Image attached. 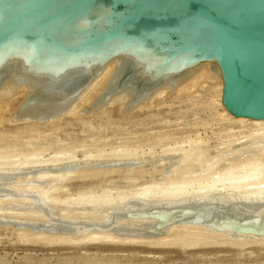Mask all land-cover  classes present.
Instances as JSON below:
<instances>
[{"label":"rangeland","instance_id":"374dc122","mask_svg":"<svg viewBox=\"0 0 264 264\" xmlns=\"http://www.w3.org/2000/svg\"><path fill=\"white\" fill-rule=\"evenodd\" d=\"M102 83L52 118L18 116L27 91L0 100V168L16 170L0 175V264H264V195L242 185L186 205L85 203L174 182L222 188L247 161L264 168V135L222 112L211 72L134 110L121 102L91 109ZM44 190L59 200L53 208L38 201Z\"/></svg>","mask_w":264,"mask_h":264},{"label":"water","instance_id":"95a60500","mask_svg":"<svg viewBox=\"0 0 264 264\" xmlns=\"http://www.w3.org/2000/svg\"><path fill=\"white\" fill-rule=\"evenodd\" d=\"M112 58L106 104L207 61L227 113L264 119V0H0V83L24 84L22 105L72 100Z\"/></svg>","mask_w":264,"mask_h":264},{"label":"bare ground","instance_id":"6f19581e","mask_svg":"<svg viewBox=\"0 0 264 264\" xmlns=\"http://www.w3.org/2000/svg\"><path fill=\"white\" fill-rule=\"evenodd\" d=\"M113 67H114V59L112 58V59H110L109 61H107L106 62V64L100 69V71L96 74V75H94V76H92L91 78H90V80L87 82V84L79 91V93L72 99V100H70V101H68V102H66V103H63V104H42V103H33V104H29V105H20V107H19V111H18V116H20L21 118H31V117H43V116H45V117H48V118H52V117H55L56 115H58L59 113H66V112H68L71 108H73V105H75V103H77L79 100L78 99H80V98H82V96L84 95V94H86V92H88L89 90H92V88L94 87L95 88V84H97L99 81H103V83H102V89H101V91H103V88H104V85L106 84V82L108 81V79H109V77H110V75H111V73H112V70H113ZM203 72H207V73H209V72H211V70H210V68H209V66H208V63H207V61H204V62H200V63H198V64H196V65H194V66H192L191 67V73L190 74H187V75H183V76H181V77H178L177 79H175L174 80V83H175V85L174 86H172V85H170L168 82H164L163 84H161V85H159V86H157L154 90H151V91H149L148 92V94L146 95V97L145 98H143V99H141L140 100V102H139V104L137 105V107H140V106H145V104L147 105L148 104V102L151 100V99H153L154 97H156V96H158V95H164V94H162L163 92H165V91H171V92H176V91H178L179 89H181V87L186 83V82H188V81H190V80H192L194 77H196V76H198L200 73H203ZM212 73V72H211ZM213 74V73H212ZM215 77H217L218 79H219V84H218V90H219V93H218V98H219V102H218V104L222 107V112H225V114L226 115H228V117L233 121V122H235L236 124H237V126H241V127H245V128H247V129H249L250 130V132H254V134L253 135H258V134H260L258 137H260L261 135L263 136L264 135V119H258V120H254V119H249V118H242V117H233L232 115H230L229 113H227V111L223 108V106H222V104H221V102H220V96H221V78L220 77H218V76H216L215 75ZM100 84V83H99ZM98 84V85H99ZM193 85V84H192ZM93 86V87H92ZM97 87V86H96ZM190 88V87H189ZM188 88V89H189ZM20 91H22V92H25L26 93V91H27V88H26V86L24 85V84H15L14 83V81H13V77H10L8 80H6V81H2L1 83H0V100H7V99H9L10 100V98H11V96L13 95V96H15V95H18L19 93H20ZM19 92V93H18ZM90 92V91H89ZM94 92H95V90H94ZM16 93V94H15ZM18 93V94H17ZM29 93V92H28ZM28 93H26V95H25V97H24V100H25V98H26V96L28 95ZM179 93V92H178ZM181 93V92H180ZM101 94V92L98 94V98L96 99H94L93 100V102L90 104L91 106H90V108L91 109H97V108H100V107H103V108H105V106L104 105H106V100H103V97L102 96H99ZM87 95H89V94H86V96ZM12 96V97H13ZM160 97H162V96H160ZM85 98V97H84ZM109 103H111V102H121V103H123L124 105V109H125V103H126V99H127V94L123 91V90H121V91H118V92H115V93H112L110 96H109ZM158 99V98H157ZM23 100V101H24ZM78 100V101H77ZM96 100V101H95ZM83 101V100H82ZM95 101V102H94ZM109 103H107V104H109ZM151 104V103H150ZM150 104L148 105V106H150ZM77 105V104H76ZM75 105V106H76ZM143 106V107H144ZM147 106V107H148ZM102 108V109H103ZM141 109H143V108H141ZM126 110V109H125ZM134 110V109H133ZM17 112V111H16ZM129 112V111H128ZM61 116V115H60ZM33 117V118H34ZM44 117V118H45ZM228 119V118H227ZM229 119V120H230ZM33 120V119H32ZM247 134H248V132H247ZM249 137H250V134H249ZM255 138H256V136H255ZM263 138V137H262ZM257 139V138H256ZM259 139V138H258ZM263 140H264V138H263ZM263 143V142H262ZM243 144V143H242ZM259 144V143H258ZM250 148V147H249ZM255 148V147H254ZM252 150V149H251ZM128 152V151H127ZM255 152V151H254ZM125 156V155H124ZM123 156V157H124ZM91 158V157H90ZM120 158V157H119ZM125 158V157H124ZM198 158V157H197ZM2 159V158H1ZM183 159V158H182ZM195 159H196V157H195ZM194 159V160H195ZM119 160V159H118ZM123 160V159H122ZM179 160V159H178ZM189 160V159H188ZM105 161V160H104ZM185 161H187V160H185ZM184 161V162H185ZM49 162V161H48ZM51 162V161H50ZM93 162V161H92ZM180 163H181V161H179ZM192 162V161H191ZM183 163V162H182ZM188 163V162H187ZM187 163H185V164H187ZM1 164V163H0ZM11 164V163H10ZM13 164V163H12ZM16 164V163H15ZM91 164V163H90ZM98 164V163H97ZM178 164V163H177ZM184 163H183V165H185ZM262 162H260V161H257V160H250V161H247L246 163H244L243 165H241L240 166V169L237 171L238 172V176L239 177H237L238 179L236 180V179H234L235 181H233V180H231V182H228V179H227V185L225 186L224 185V187H223V183L225 184V182H223V183H221L222 184V188H215L213 185H209V186H204L203 185V187L202 188H199L198 190H193L192 189V191H185V189H184V187L183 186H181L180 184L182 183H180V182H174V183H176V184H172L171 183V185H169V186H167V183H166V186H164L163 188H161V189H159V190H155L154 188L152 189V188H148V187H145V188H143V189H141V190H139L138 191V189H137V191L135 192V193H133L132 195H131V190L133 189V188H131V190H129L130 191V196H126L125 194H128V193H125V194H121L120 196H118V197H115V198H106L105 197V199H94L93 197H88V199L87 200H85V203L86 202H89L90 203V205H92V208H93V206H97V208H98V206H101L102 205V207L104 208L106 205V207L108 208V209H115V208H119L120 206H124L125 204L124 203H127V202H124V201H127L128 200V202H129V200L131 201V200H137V203L139 202V203H143V204H145V203H147V204H149V203H151V202H155V201H160V203H162V204H171V203H175V204H182V203H184V205H186V204H190V203H198V202H203V201H207V200H211V197H212V195H214V193H216V192H222L221 194H223L224 192H225V190H226V192H227V190L229 189V190H231V188H232V190L231 191H233L234 192V190H233V185H238L239 187L242 185L243 187H244V189L242 188V186H241V188H237L238 190H239V192L240 191H242L241 189H243V190H250L251 191V193H252V191L254 192V193H252L253 195L255 194V196L258 194H260V195H264V183L263 184H261V182H264V168L263 167H261L262 166ZM14 165V164H13ZM50 165V164H49ZM62 165H64V163L62 164ZM62 165H60V168H61V166ZM67 165V164H66ZM73 164H71L70 166H71V168H73V166H72ZM179 165V164H178ZM177 165V166H178ZM24 166H26V165H24ZM65 166V165H64ZM68 166V165H67ZM66 166V167H67ZM63 167V166H62ZM180 167H183L184 168V166H182V165H180L179 166V168ZM59 167H57V169L59 170L60 169ZM68 168V167H67ZM75 168V167H74ZM174 168V167H173ZM178 168V170L180 171V169H182V168H180L179 169ZM186 168V167H185ZM2 169H5V170H2ZM56 169V168H55ZM63 169V168H62ZM60 170V171H63V170ZM78 169V168H77ZM189 169V168H188ZM198 169V168H197ZM8 170V172H16V170H14V168H0V175L1 176H4V175H2V172H6ZM14 170V171H13ZM65 170V169H64ZM70 170V169H69ZM176 170H177V168H176ZM177 170V171H178ZM184 170V169H183ZM57 171V170H56ZM59 171V172H60ZM185 171V170H184ZM232 171V173H233V170H232V168H230V167H228L227 169L225 168V171H224V174H223V176L225 175V174H227L228 175V172L230 173ZM166 172V171H165ZM172 172V171H171ZM176 172V171H175ZM174 172V173H175ZM181 172V171H180ZM194 172V171H193ZM48 173V172H47ZM183 173V172H182ZM8 174V173H7ZM10 174V173H9ZM16 174H18V173H16ZM22 174V173H21ZM20 174V175H21ZM42 174H44V173H42ZM46 174V173H45ZM51 174V173H50ZM62 174V173H61ZM98 174V173H97ZM96 174V175H97ZM54 175V174H53ZM52 175V176H53ZM56 175V174H55ZM54 175V176H55ZM0 176V177H1ZM14 176H16V175H14ZM43 176H45V175H40L39 174V177H43ZM50 176V175H49ZM60 176V175H59ZM250 177V176H254L253 178H251L250 177V179H251V183H250V179H249V183H247V180H243L245 177ZM9 177V176H8ZM19 177V176H18ZM63 177V176H62ZM229 177V176H228ZM10 178V177H9ZM48 178V177H47ZM47 178H43L44 179V181L46 182V180H47ZM55 178H56V176H55ZM59 178V177H58ZM14 179V178H13ZM57 179V178H56ZM232 179V178H231ZM50 180H52V178H50L49 179V182H50ZM58 180V179H57ZM62 180V179H61ZM54 181V180H53ZM52 181V182H53ZM56 181V180H55ZM229 181H230V178H229ZM246 181V182H245ZM42 182V181H41ZM59 182H60V180H59ZM58 182V183H59ZM22 183V182H21ZM44 183V182H43ZM54 183V182H53ZM53 183H51V184H53ZM56 183V182H55ZM180 183V184H179ZM190 183V182H189ZM206 183H209L208 181L206 182ZM211 183V182H210ZM213 183V182H212ZM211 183V184H212ZM215 183V182H214ZM213 183V184H214ZM49 183H47L46 185H48ZM216 184V183H215ZM220 184V185H221ZM41 185V184H40ZM42 185H45V184H42ZM45 185V187H47ZM165 185V184H164ZM183 185V184H182ZM39 186V185H38ZM151 186H152V184H151ZM158 186V185H157ZM202 186V185H201ZM200 186V187H201ZM248 186H252L251 188L253 189H251L250 187H248ZM40 187H42V186H40ZM153 187V186H152ZM160 187V186H159ZM187 187V186H186ZM48 188V187H47ZM55 188V187H54ZM188 188V187H187ZM224 188V189H223ZM33 189V188H32ZM39 189V188H38ZM229 190H228V193H230L229 192ZM30 191V190H29ZM40 191H43V189L42 190H40ZM39 191V192H40ZM55 191V190H54ZM38 192V191H37ZM48 192V191H47ZM47 192H45V190H44V192H42L40 195H38L39 197H37L38 198V201H40V204H42V206L43 205H46V206H51L52 208H53V206H55V205H57L58 203H59V200H58V203L57 204H53V203H55V202H53L51 199H49L50 197L47 195ZM133 192V191H132ZM247 191H245V193H246ZM228 193H226L227 195H228ZM232 193V192H231ZM250 193V194H251ZM36 194V193H35ZM49 194V193H48ZM91 194V193H90ZM232 194H234V193H232ZM236 194H238V193H236ZM244 193L242 192V196H244L243 195ZM33 195V194H32ZM95 195V194H94ZM230 195V194H229ZM241 195V193H239V195H237L238 197H241L240 196ZM247 195H248V193H247ZM253 195H251V196H253ZM254 196V197H255ZM52 197V196H51ZM56 197V196H55ZM54 197V198H55ZM81 197V196H80ZM107 197H108V195H107ZM247 197V196H246ZM258 197V196H257ZM248 198V197H247ZM83 199V198H82ZM251 199V198H250ZM53 200H56V199H53ZM80 200V199H79ZM65 201V200H64ZM62 202V201H61ZM60 202V203H61ZM124 202V203H123ZM176 202H178V203H176ZM39 203V202H38ZM64 203V202H63ZM66 203V202H65ZM64 203V204H65ZM74 203V202H73ZM80 203H82V202H80ZM124 205H123V204ZM62 204V203H61ZM68 204V203H67ZM78 204V203H77ZM87 204V203H86ZM63 205V204H62ZM81 205V204H80ZM104 205V206H103ZM41 206V207H42ZM59 206V205H58ZM73 206V205H72ZM89 206V205H88ZM44 207V206H43ZM251 207V206H250ZM48 208V207H47ZM106 208V209H107ZM45 209V208H44ZM94 209V208H93ZM105 209V208H104ZM262 211V210H261ZM251 212V211H250ZM258 212V211H257ZM252 213H254V212H252ZM238 226V225H237ZM264 226V225H263ZM260 227H262V226H260ZM207 232V231H206ZM105 238H107V237H105ZM104 238V239H105ZM264 242V241H263ZM262 243V242H261ZM259 245H261V244H259ZM262 245H264V243H262Z\"/></svg>","mask_w":264,"mask_h":264}]
</instances>
